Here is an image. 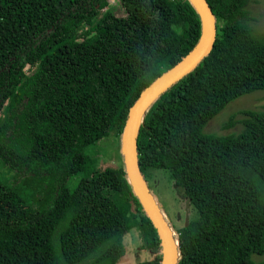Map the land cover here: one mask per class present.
<instances>
[{
  "label": "trees",
  "instance_id": "16d2710c",
  "mask_svg": "<svg viewBox=\"0 0 264 264\" xmlns=\"http://www.w3.org/2000/svg\"><path fill=\"white\" fill-rule=\"evenodd\" d=\"M118 1L122 15L100 12L110 0H0V160L45 182L34 206L0 182V264H115L132 228L152 255L134 264H161L124 162L96 168L87 148L122 142L131 105L192 50L202 22L190 0ZM206 1L216 38L145 108L137 163L145 180L167 171L195 211L173 232L175 264H264L252 258L264 253V106L223 123L240 121L237 132L203 130L231 100L264 90V34L248 23V0Z\"/></svg>",
  "mask_w": 264,
  "mask_h": 264
},
{
  "label": "rangeland",
  "instance_id": "374dc122",
  "mask_svg": "<svg viewBox=\"0 0 264 264\" xmlns=\"http://www.w3.org/2000/svg\"><path fill=\"white\" fill-rule=\"evenodd\" d=\"M246 9L250 26L257 33L264 34V0H248ZM107 10L114 12L116 15L123 14V9L118 0H110L109 5L102 8L100 12L103 13ZM86 27V25H83L82 29ZM27 71L29 72L28 69ZM263 106L264 90H254L245 93L231 100L222 110L209 119L203 130L204 132L216 134L237 132L242 127L240 121L228 128H223V123L230 116L241 120L244 115L240 111L243 109H259ZM87 151L92 155L93 166L96 168L117 167L124 160L121 143L115 135L99 139L91 144ZM145 181L161 215L172 232L195 217V211L188 204L181 188L169 178L167 171L154 169ZM0 182L16 190L23 201L30 206L37 205L45 195L44 181L42 179L35 180L28 176H19L14 170L2 163L1 160ZM69 186H72L71 181ZM122 239L125 252L115 264H134L151 258L152 255L149 251L151 242L143 237L141 229H130L123 235ZM252 258L257 261L263 260L264 253L262 255L254 254Z\"/></svg>",
  "mask_w": 264,
  "mask_h": 264
},
{
  "label": "water",
  "instance_id": "95a60500",
  "mask_svg": "<svg viewBox=\"0 0 264 264\" xmlns=\"http://www.w3.org/2000/svg\"><path fill=\"white\" fill-rule=\"evenodd\" d=\"M202 22V33L192 50L169 69L157 76L140 93L131 105L122 131V154L126 173L134 193L150 218L161 240V264H175L178 256V242L161 215L145 179L139 170L136 155V132L140 118L149 103L166 87L188 72L208 51L216 38V24L206 0H190Z\"/></svg>",
  "mask_w": 264,
  "mask_h": 264
}]
</instances>
